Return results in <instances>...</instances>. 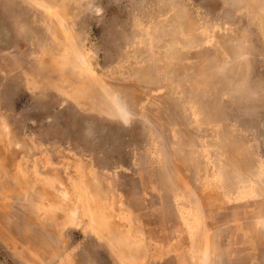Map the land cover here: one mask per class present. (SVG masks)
<instances>
[{"label":"rangeland","instance_id":"rangeland-1","mask_svg":"<svg viewBox=\"0 0 264 264\" xmlns=\"http://www.w3.org/2000/svg\"><path fill=\"white\" fill-rule=\"evenodd\" d=\"M0 264H264V0H0Z\"/></svg>","mask_w":264,"mask_h":264}]
</instances>
